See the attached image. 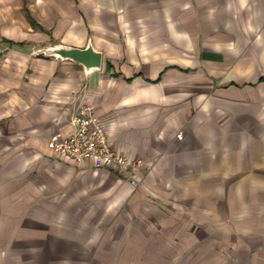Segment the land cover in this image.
Wrapping results in <instances>:
<instances>
[{"label":"crops","instance_id":"1","mask_svg":"<svg viewBox=\"0 0 264 264\" xmlns=\"http://www.w3.org/2000/svg\"><path fill=\"white\" fill-rule=\"evenodd\" d=\"M84 105L132 175L49 149ZM0 264H264V0H0Z\"/></svg>","mask_w":264,"mask_h":264},{"label":"built area","instance_id":"2","mask_svg":"<svg viewBox=\"0 0 264 264\" xmlns=\"http://www.w3.org/2000/svg\"><path fill=\"white\" fill-rule=\"evenodd\" d=\"M71 121L74 132L50 138L48 141L50 150L76 163L89 162L95 168H116L125 176L133 174L139 163L112 149L103 123L94 116L90 105L80 107ZM177 139H183V132L177 134ZM132 183L141 184L135 179H132Z\"/></svg>","mask_w":264,"mask_h":264},{"label":"water","instance_id":"3","mask_svg":"<svg viewBox=\"0 0 264 264\" xmlns=\"http://www.w3.org/2000/svg\"><path fill=\"white\" fill-rule=\"evenodd\" d=\"M38 55L53 56L59 59H68L82 64L86 71L100 69L102 63V54L94 50L91 44L84 49H78L67 46H55L43 48L37 51Z\"/></svg>","mask_w":264,"mask_h":264},{"label":"rangeland","instance_id":"4","mask_svg":"<svg viewBox=\"0 0 264 264\" xmlns=\"http://www.w3.org/2000/svg\"><path fill=\"white\" fill-rule=\"evenodd\" d=\"M26 4H27V0H23V5H24V8H26ZM39 51V50H38ZM46 56V55H44Z\"/></svg>","mask_w":264,"mask_h":264}]
</instances>
